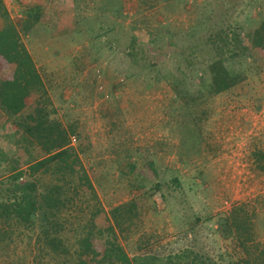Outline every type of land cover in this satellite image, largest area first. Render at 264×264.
<instances>
[{
	"label": "rangeland",
	"instance_id": "obj_1",
	"mask_svg": "<svg viewBox=\"0 0 264 264\" xmlns=\"http://www.w3.org/2000/svg\"><path fill=\"white\" fill-rule=\"evenodd\" d=\"M0 11L42 80L21 114L0 102V204H14L18 167V184L63 192L50 223L0 216V264H77L84 239L98 253L121 246L133 264H264V59L251 45L264 0H18ZM216 60L239 79L220 94ZM39 117L67 131L73 168L31 175L48 155L20 137Z\"/></svg>",
	"mask_w": 264,
	"mask_h": 264
},
{
	"label": "trees",
	"instance_id": "obj_2",
	"mask_svg": "<svg viewBox=\"0 0 264 264\" xmlns=\"http://www.w3.org/2000/svg\"><path fill=\"white\" fill-rule=\"evenodd\" d=\"M4 9L5 5L1 2L0 10L3 11ZM251 45L254 50H252L254 57L264 59V22L251 35ZM243 54L253 56L249 49L245 50ZM258 64L260 65V63ZM210 72L211 87L215 94L229 91L239 82L238 77L222 61H214L211 64ZM39 86H42L41 77L33 58L21 42L16 27L8 25L0 29V102L3 109L7 114H21L29 107L31 90ZM43 118L39 117L35 119L33 125L25 126L23 130L24 137H20L23 144H29L33 138L48 155L47 158L30 166L29 170L33 177L41 171L49 173L54 167H59V171H61L65 167H70L69 162L73 163L71 166L73 168L74 164L79 161L78 157L73 156L74 149L70 144L67 131L58 123H47L43 121ZM25 133L28 135L26 136ZM23 175L24 172L21 171V168H16L13 177L15 182L10 190L14 204L10 207L0 204V216L6 218L7 221L16 220L19 223H25L26 227L34 225L36 217H39L40 221L50 223L52 209L63 204V198L61 197L63 192H61L59 186H56L50 189L47 195L38 194L35 182L18 184ZM82 180L83 184L94 193L93 185L84 171ZM94 197L96 196L94 195ZM65 201H68V198ZM233 221V226L240 231L242 229L241 224L236 218ZM245 240L251 241L252 238H246ZM50 241L55 242L54 239ZM82 241L85 248L83 252H78L77 264H94L98 262L103 264H133L125 250L119 245L108 247L103 253H98L88 239ZM137 264H141V262L139 261Z\"/></svg>",
	"mask_w": 264,
	"mask_h": 264
},
{
	"label": "built area",
	"instance_id": "obj_3",
	"mask_svg": "<svg viewBox=\"0 0 264 264\" xmlns=\"http://www.w3.org/2000/svg\"><path fill=\"white\" fill-rule=\"evenodd\" d=\"M8 9L15 7L18 0H0ZM73 143H76V138L72 139Z\"/></svg>",
	"mask_w": 264,
	"mask_h": 264
},
{
	"label": "crops",
	"instance_id": "obj_4",
	"mask_svg": "<svg viewBox=\"0 0 264 264\" xmlns=\"http://www.w3.org/2000/svg\"><path fill=\"white\" fill-rule=\"evenodd\" d=\"M21 1H24V0H21ZM29 1V0H28Z\"/></svg>",
	"mask_w": 264,
	"mask_h": 264
}]
</instances>
